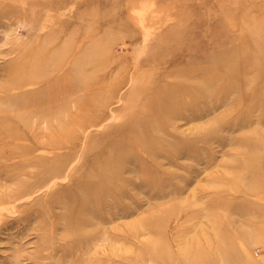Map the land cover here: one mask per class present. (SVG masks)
Returning a JSON list of instances; mask_svg holds the SVG:
<instances>
[{"label": "rangeland", "instance_id": "1", "mask_svg": "<svg viewBox=\"0 0 264 264\" xmlns=\"http://www.w3.org/2000/svg\"><path fill=\"white\" fill-rule=\"evenodd\" d=\"M38 51L56 68L45 90L6 91L7 64ZM178 80L206 92L167 120L151 109ZM33 89L54 98L51 121L109 102L50 149L53 130L15 106ZM5 114L0 264H181L205 238L233 246L230 264H264V0H0ZM112 145L106 189L76 187Z\"/></svg>", "mask_w": 264, "mask_h": 264}, {"label": "bare ground", "instance_id": "2", "mask_svg": "<svg viewBox=\"0 0 264 264\" xmlns=\"http://www.w3.org/2000/svg\"><path fill=\"white\" fill-rule=\"evenodd\" d=\"M9 50L7 52H9ZM46 64H47V60L44 54L40 51L34 52L28 56L23 55L21 58L11 61L9 64H7L9 70H8V75L6 77V81L13 78L16 80L15 82H11L10 87L6 86L5 90L9 91L16 89V92L17 90L22 91L23 88H26V86L28 85H33L34 87L35 85L36 86L41 85L40 86L41 89L43 87V90H45L46 88L45 82L50 80L51 72L55 71L56 69V68L47 69ZM207 77L211 79L213 78L215 79V76L213 74H209L207 75ZM203 86L204 84L202 80L201 82L194 84L185 83L184 80H178L175 82H171V81L165 82L162 84L161 86L162 88L160 87V89L157 90L158 93L161 95V103L157 105L156 111L155 109H151V110L154 113L156 112L157 114H160V116L161 115L167 116V120H169L170 118H173V116L175 117L176 115H178L179 114L178 112L187 108V106L190 107V105L196 100V98L200 97L201 94L205 93L206 90L205 87L203 88ZM38 89L27 90L28 93H25V96L27 98L25 100L20 101L15 106L17 107V109L24 110L25 113L29 115L27 116V118L31 119V123H32L31 125L35 129L34 131L38 129L40 131L43 125H45L46 130H50V131L51 129L53 130L54 133L51 131L52 133H49L47 136L48 141L44 145H42V147L50 148V149L57 147L59 144H62L61 139L58 140L57 137L65 135L63 133L64 131L71 133L75 129L84 130L86 128L99 125V123L103 120V116H104L103 107H105V105L109 102V98L106 99L105 97L103 99L98 100L95 99L97 97L94 98L91 96L88 97L87 100L85 101L86 106H81L79 110L77 109V111L75 112L69 111L70 113H68L67 116L68 118L65 122L64 121L62 122L61 120H59L60 118H56V117L55 120L51 121L49 120L50 110L46 107L47 104L50 105L54 102V98L51 97L50 101L48 98L46 100L45 97L43 98L41 96H38L36 98L34 93L37 92ZM33 95L35 97L31 98ZM39 104H43L44 106H41ZM127 107L124 108L127 109ZM96 112H99V114H97ZM112 118H117V116L114 117L111 116L110 119ZM11 122H12L11 115L8 114L0 115V138L6 139V142H8L7 138L10 135ZM137 135L134 137L132 136V132H130L129 134L126 135V137L129 138V141L133 146L136 145L138 147L140 146L139 143L143 141L142 139L144 137L143 136L144 134L143 132L139 131ZM113 144H117V143L113 142ZM142 147H143V143H142ZM114 148L115 146L112 145L109 148L105 149L103 154L101 153L100 155H98L94 161V170L88 172L82 180L75 182L76 184L75 186L78 188H83L88 190L90 188H93L94 190L97 191L105 190L107 183L105 179L108 177V174L111 173L109 169L110 164L114 160L119 159V156L115 155V153L112 152ZM103 156L105 157L104 159ZM257 156H259V154ZM103 160L106 161L108 166H103L101 164ZM0 209H4V208H0ZM258 218L259 221L264 222V212H261ZM254 224L255 223H251V227L255 229L259 228L258 226H256V224L255 225ZM237 232L238 234L240 233L239 230H237ZM229 238H230L229 241L231 240V238L234 239V237L232 236ZM217 239L219 238L213 240L214 243L208 242L207 238L203 239L204 240L203 248L199 246H191L190 244L185 249H182L177 253V261L178 262L180 261L181 264H223L222 263L223 261L224 264H230V259L237 256L236 250L232 248L233 246L227 248L224 247L223 245L220 244V241H218ZM167 256H169V253H167Z\"/></svg>", "mask_w": 264, "mask_h": 264}]
</instances>
